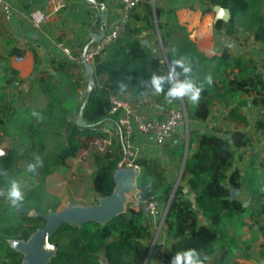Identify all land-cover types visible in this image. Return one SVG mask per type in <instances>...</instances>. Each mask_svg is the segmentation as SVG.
<instances>
[{
	"label": "trees",
	"instance_id": "1",
	"mask_svg": "<svg viewBox=\"0 0 264 264\" xmlns=\"http://www.w3.org/2000/svg\"><path fill=\"white\" fill-rule=\"evenodd\" d=\"M197 1L202 7V14L217 6L230 12L229 21H217L216 28H241L251 32L255 40L264 45V5L261 0ZM158 2L156 0L154 5L143 3L134 9L125 32L104 52L106 57L95 58L94 74L101 78L102 87L93 89L85 106L84 119L88 128L81 129L76 124L87 89L83 100H76L74 96H65L63 91L66 89L54 81V76L38 77L30 88L31 94L38 92L36 103L23 100L21 108L12 111L9 90L12 82L16 81L17 70H11L12 77L0 79L3 84L0 85V143L4 138L10 141V148L0 157V264H21L23 256L10 247L8 240H27L44 225L43 218L29 215L31 209L38 214L48 213L49 209L55 211V205L51 208L43 206L40 188L45 179L64 170L67 161L78 156L95 139L104 138L103 128L116 126L118 115L110 114L112 94L130 93L134 101H138L142 98L140 93L147 92L143 81L149 80L153 74L166 75L172 59L186 57L192 63L193 78L197 84L203 83L208 75L213 79L211 86L204 84L197 104L184 99L188 120L206 121L211 115L214 96L239 99L244 94L250 96L255 92L264 95V66L254 60L236 57L226 49L220 55L205 56L188 39L185 28L178 24L177 9L163 7ZM157 28L165 56L153 55L138 38L143 31L155 34ZM175 32H180L181 36L175 37ZM171 41L174 43L169 45ZM35 67H38L37 55ZM56 73L60 74L59 71ZM120 82L128 85L124 92L119 89ZM69 85L76 90L79 83ZM162 95L165 103V95ZM246 102L239 101L240 104ZM250 141L246 133L239 131L205 133L195 148L190 139L183 183L177 186L171 201L173 187L165 183L156 163L146 158L135 161L143 168L136 182V200L142 205L162 199L168 207L163 227L172 245L171 250L163 254L165 264H170L176 252L192 249L186 246L182 231V214L189 212L193 218L201 215L209 222L208 229L214 238L211 252L197 250L204 264H210L207 255L216 252L218 241L227 239L235 245L233 226L242 224L241 219L248 209L232 196L234 190L244 186V177L233 165L238 157L237 150L250 144ZM184 149L183 144L178 147L181 154ZM121 154L122 150L117 156L111 149L103 156H96V169L91 181L96 203L100 197L112 193L115 186L113 175L122 160ZM36 157L43 161V166L33 174L27 171V166ZM9 179L18 181L24 193L20 210L12 208L6 196L1 194V191H7ZM149 184L150 188L147 187ZM257 214L256 222L264 234V203L251 216ZM146 219L147 214L141 207L130 203L126 213L107 224L88 222L82 228L65 224L51 239L57 253L49 264H146L153 240ZM225 257L226 253H222L215 264H224Z\"/></svg>",
	"mask_w": 264,
	"mask_h": 264
},
{
	"label": "crops",
	"instance_id": "2",
	"mask_svg": "<svg viewBox=\"0 0 264 264\" xmlns=\"http://www.w3.org/2000/svg\"><path fill=\"white\" fill-rule=\"evenodd\" d=\"M96 1L105 5L110 28L119 19L120 0ZM4 2L11 7L13 16L10 21L6 20L0 7V79L12 77L11 70H17L16 81L12 82L9 90L12 98L10 100L13 102L12 111L21 108L23 100L27 103H36L35 96L38 92L31 94L30 88L33 80L38 77L54 76V81L62 89H66L63 91L65 96L83 100L88 79L84 67H81L80 57L90 43V32L100 31L101 19L96 17L97 10L94 5L88 4L87 0H4ZM261 2L264 5V0ZM158 3L163 7L177 9L178 24L185 28L188 39L205 56L220 55L226 49L236 57L254 60L260 66H264V45L257 42L251 32L243 31L241 28L234 30L227 26L216 28L215 24L219 20L214 9L202 14V7L197 0H159ZM34 11L47 13L49 21L40 28H34L28 20ZM221 21L227 23L229 16L228 19ZM174 36L180 37L181 33L175 32ZM138 38L153 55L165 56L157 30L155 34L143 31ZM173 43L174 41H171L169 45ZM64 48L69 50L70 55L64 52ZM105 57L106 55H103L102 59ZM73 82L79 83L76 90L69 85ZM122 96L146 119L163 120L170 108L174 106L185 108L184 99L171 104L165 99V103L168 104L165 107L162 93L155 94L149 88L138 101H134L130 93H122ZM239 101L247 102L240 104ZM110 129L111 149L118 156L121 150L124 152V139L117 124ZM232 131L246 133L251 139L250 144L237 150L238 157L233 165V168L244 177V186L240 190H234L232 196L240 200L243 206L246 203L247 206L244 208L248 211L241 219L242 224L233 226L235 245L227 239L218 241L216 252L208 254L207 258L210 264H215L221 254L226 253L224 264H264V234L260 231V224L256 222L258 214L255 217L251 216L264 203V95L255 92L250 96L244 94L239 99L230 96L221 99L214 96L211 115L206 121L188 120L178 127L163 145L157 144L153 136L134 130L130 139V149L135 154V161L144 158L154 161L165 183L173 185L184 173L183 162L186 150L188 156L190 139L195 148L205 133L225 134ZM182 144L185 145L183 154L178 151ZM9 148L10 141L4 138L0 150L4 152ZM103 155V152L92 146L81 162L78 163L76 158L69 159L64 170L48 176L40 188L43 206L46 207L45 200L48 199L56 201L55 211L65 209L70 203L76 206L94 205L95 194L92 185L90 184L88 188V194L83 193L82 188L72 189L69 179L78 177L83 171L94 172L96 156ZM3 193L5 191H1V194ZM79 193L80 195L83 193L82 197ZM181 218L186 246L211 252L214 238L208 229L209 222L201 215L193 218L190 212L182 214ZM162 220L163 215H159L157 218L147 216L145 221L151 233L155 231L146 264H157L163 254L171 250L172 240L169 239L163 224L160 228ZM261 224L263 225V222Z\"/></svg>",
	"mask_w": 264,
	"mask_h": 264
},
{
	"label": "water",
	"instance_id": "3",
	"mask_svg": "<svg viewBox=\"0 0 264 264\" xmlns=\"http://www.w3.org/2000/svg\"><path fill=\"white\" fill-rule=\"evenodd\" d=\"M87 2L90 5H94L97 10L96 17L100 18L101 21L99 23L100 31L98 33L90 32V43L85 47L81 58L88 79L87 95L76 118V124L81 129L89 127L84 119V109L89 101L91 92L95 88L94 66L93 64L87 63L85 54L93 44L100 42L105 37L109 29V14L105 9V5L99 4L96 0H87ZM214 10L217 13L218 20H226L228 16L230 19V12L228 10L219 6L215 7ZM157 31L159 33L158 28ZM0 152L2 151L0 150ZM2 153L4 155L5 151ZM186 158L187 150L184 157L183 170ZM137 178L138 175L136 170L133 167H127L125 159H123L114 172L113 179L115 186L110 195L100 197L98 203L91 206H76L70 203L61 211H53L50 209L48 213L42 214H38L35 209H31L29 215L43 218L45 221L44 225L35 231L27 240H8L10 247L23 256L21 264H49L57 253V247L54 243H51V239L62 226L69 224L73 227L82 228L88 222L107 224L114 218L126 213ZM177 186L178 184L173 191L170 201L173 198ZM246 206L247 204L245 203L244 207ZM167 211L168 207L164 213L162 223L164 222Z\"/></svg>",
	"mask_w": 264,
	"mask_h": 264
},
{
	"label": "built area",
	"instance_id": "4",
	"mask_svg": "<svg viewBox=\"0 0 264 264\" xmlns=\"http://www.w3.org/2000/svg\"><path fill=\"white\" fill-rule=\"evenodd\" d=\"M120 2L121 10L119 19L107 30L105 37L100 42L93 44L88 49L85 54V60L87 63L93 64L96 57L103 55L104 52L121 37L126 30L127 24L131 21V13L134 9L143 3L150 2L154 4L155 0H120ZM0 7L4 18L10 21L13 16L11 7L6 4L4 0H0ZM28 20L34 28H40L49 21V15L42 11H34L30 14ZM64 52L67 55H70L67 48H64ZM81 58L82 56L80 57V61ZM96 87H102L101 78L95 77V88ZM110 101V114L118 115L117 125L124 139L123 146L126 166L133 167L139 177L142 168L135 164V154L130 149V139L133 136L134 130L153 136L157 144L163 145L178 127L187 123L188 119L186 110L184 107L170 109L166 112L163 120L146 119L133 107L130 101L122 96V93L112 94ZM102 132L105 134L104 138L95 139L86 149H83L78 156L75 157L78 163L85 158L92 146L103 153L111 150L112 131L110 128L106 127L102 129ZM134 204L136 207L140 206L147 216L157 218L160 215L159 205L156 200L145 202L142 205L136 200ZM162 224L163 223H161L160 228L162 227ZM157 264H165L162 257Z\"/></svg>",
	"mask_w": 264,
	"mask_h": 264
},
{
	"label": "clouds",
	"instance_id": "5",
	"mask_svg": "<svg viewBox=\"0 0 264 264\" xmlns=\"http://www.w3.org/2000/svg\"><path fill=\"white\" fill-rule=\"evenodd\" d=\"M179 69V71H177ZM143 87L151 89L155 94L163 93L168 103L177 100L187 99L192 104H197L201 97L204 84L211 86L213 79L211 75L204 78V82L197 84L193 78V68L191 61L186 57L174 58L170 61L169 70L166 75L153 74L149 80L143 81ZM128 85L120 82L119 89L124 92ZM165 89H167L165 91ZM141 97L145 95L140 93ZM3 153L0 152V156ZM43 166V161L36 157L33 163H29L27 171L35 174L38 167ZM6 175V173H3ZM148 188L151 185H147ZM9 201L12 208L20 210L24 202V193L21 185L14 179H9V187L3 193ZM170 264H204L201 254L196 249L181 250L174 254Z\"/></svg>",
	"mask_w": 264,
	"mask_h": 264
},
{
	"label": "rangeland",
	"instance_id": "6",
	"mask_svg": "<svg viewBox=\"0 0 264 264\" xmlns=\"http://www.w3.org/2000/svg\"><path fill=\"white\" fill-rule=\"evenodd\" d=\"M86 89H87V84H86ZM180 107L179 106H174V107H172V108H170V109H179ZM169 109V110H170ZM8 139V138H7ZM9 140V139H8ZM1 144V143H0ZM132 151V150H131ZM121 158H122V160L125 158V153L124 152H122V154H121ZM18 163L20 164V165H22V162H20V161H18ZM82 172V171H81ZM95 172V171H94ZM94 172H91V170H87V171H83L78 177H74V178H70L69 179V185L71 184L72 185V189L74 188H76V189H78V188H82L83 189V193L85 192V193H87L88 192V188H90L89 186H90V184H91V181H92V176H93V174H94ZM183 178H184V173H183V175H182V177H180V179L178 180V182L177 183H174L173 185H172V187H173V190L175 189V187H176V185L178 184H180V183H183ZM74 182V183H73ZM136 182H137V179H136ZM136 182H135V188H134V190L132 191V195H131V200H129V202L130 203H135L136 202V195H137V193H138V190L136 189ZM76 186V187H75ZM75 189V190H76ZM4 192V191H3ZM75 193H77L76 191H75ZM83 193H81V195H80V193H79V196H81L82 197V195H83ZM88 194V193H87ZM77 202V201H76ZM55 203H56V201H53L52 199L50 200V199H48V200H45V206L47 207V208H51V206H53V205H55ZM157 203H158V205H159V212H160V215H163L164 213H165V211H166V209H167V205H166V203L161 199V200H159V199H157ZM94 204H96V199L94 200ZM50 210V209H49ZM48 210V211H49ZM51 210H53L54 211V209H51ZM55 210H57V209H55ZM152 235H153V238H154V236H155V231L152 233Z\"/></svg>",
	"mask_w": 264,
	"mask_h": 264
}]
</instances>
